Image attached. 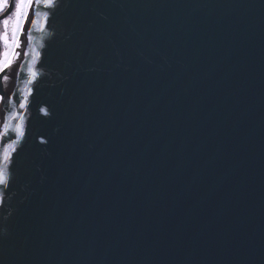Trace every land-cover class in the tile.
I'll return each mask as SVG.
<instances>
[{"label": "water", "instance_id": "obj_1", "mask_svg": "<svg viewBox=\"0 0 264 264\" xmlns=\"http://www.w3.org/2000/svg\"><path fill=\"white\" fill-rule=\"evenodd\" d=\"M7 70L0 264H264V0L38 3Z\"/></svg>", "mask_w": 264, "mask_h": 264}, {"label": "snow or ice", "instance_id": "obj_2", "mask_svg": "<svg viewBox=\"0 0 264 264\" xmlns=\"http://www.w3.org/2000/svg\"><path fill=\"white\" fill-rule=\"evenodd\" d=\"M38 3H44L49 8L57 7V0H0V25L3 27V31L0 32V44L8 48L7 51L3 52V58L0 59V72L10 68L14 61L19 58L20 52L18 49L22 46L20 36L24 34V25L28 23L29 15ZM9 29L11 33H9ZM31 75L32 79L35 80L37 73L32 71ZM4 79L7 80L8 77L5 76ZM4 100L5 97L0 96V102ZM19 106L24 108L26 105L21 102ZM39 111L44 115H49L47 108H41ZM18 118V113H9L4 117L5 121ZM7 127V123H5V131ZM15 131L18 133V138L25 136V129L22 123L18 125ZM2 136L3 133H0V137ZM8 147L11 148L12 146L9 145ZM10 164L14 166L15 160L11 157L10 152L6 150L3 157L0 158V185H8L10 183Z\"/></svg>", "mask_w": 264, "mask_h": 264}, {"label": "bare ground", "instance_id": "obj_3", "mask_svg": "<svg viewBox=\"0 0 264 264\" xmlns=\"http://www.w3.org/2000/svg\"><path fill=\"white\" fill-rule=\"evenodd\" d=\"M33 12H34V9L32 11V14H31L30 20L28 22V25H30V22H31V19H32V16H33ZM28 28H27V30L25 32L26 34H25L24 39H23V44H22V47H21V50H20L19 59H16L14 61V63L12 64V66L10 68H8L7 72L5 73L4 77L7 76L8 79L5 80L4 77H3L4 90H5V92L8 94V96L11 99H12L13 90H14V87H15V84H16V81H17V78H18V74H19V71H20V63H21V59H22V55H23L24 42H25V39H26V36H27V33H28Z\"/></svg>", "mask_w": 264, "mask_h": 264}, {"label": "rangeland", "instance_id": "obj_4", "mask_svg": "<svg viewBox=\"0 0 264 264\" xmlns=\"http://www.w3.org/2000/svg\"><path fill=\"white\" fill-rule=\"evenodd\" d=\"M34 9V8H33ZM33 11V10H32ZM31 14H32V12L30 13V15H29V20H30V17H31ZM29 20H28V22H29ZM29 27V25H28V23H26L25 25H24V34L23 35H21L20 36V40H21V45L23 44V39H24V36H25V32H26V30H27V28ZM3 31V27H2V25H0V32H2ZM9 33H11V30L9 29ZM2 45V49H1V53H0V59H2L3 58V52L4 51H7L8 50V48L6 47V46H4L3 44H1ZM22 47V46H21ZM21 47L18 49V51L20 52V50H21ZM19 59V58H18ZM1 131H2V125H0V133H1Z\"/></svg>", "mask_w": 264, "mask_h": 264}]
</instances>
